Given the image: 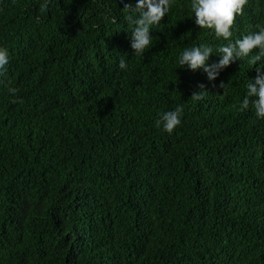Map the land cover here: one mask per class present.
Segmentation results:
<instances>
[{
    "label": "trees",
    "instance_id": "1",
    "mask_svg": "<svg viewBox=\"0 0 264 264\" xmlns=\"http://www.w3.org/2000/svg\"><path fill=\"white\" fill-rule=\"evenodd\" d=\"M41 2L0 0V264H264V119L239 111L257 65L174 67L226 43L191 0H171L143 56L136 0ZM257 25L264 0H248L231 39ZM177 104L170 134L155 120Z\"/></svg>",
    "mask_w": 264,
    "mask_h": 264
},
{
    "label": "clouds",
    "instance_id": "2",
    "mask_svg": "<svg viewBox=\"0 0 264 264\" xmlns=\"http://www.w3.org/2000/svg\"><path fill=\"white\" fill-rule=\"evenodd\" d=\"M51 3L52 0H42L39 5L40 12H47ZM247 3L248 0H191L190 17L194 16L195 24L199 28L214 31L215 35L222 37L226 43L215 48L212 44L205 43L185 47L179 53L178 62L174 67H187L193 70L200 67L208 79L212 80L230 62L247 59L251 65H257L258 74L246 82V94L239 103V111L247 110L251 105L257 119H264V72H260V68L264 67V25H257L258 30L248 31L241 38L231 39L236 16L243 12ZM170 6L171 0H136L134 4H129L134 12L128 17L132 23L130 44L133 53L143 56L145 50L152 45L150 30L153 25L161 22L169 12ZM253 49L256 51L253 52ZM210 54H216L220 58L208 63ZM9 60V49L0 45V79L7 75ZM118 66L122 70L127 69L128 63L123 56L119 58ZM8 92L12 94L13 102L23 103V98L15 95L18 92L17 88L9 87ZM207 92L201 90L193 95L200 100ZM183 115L184 105L177 104L174 108L159 111L155 124L171 134L181 125Z\"/></svg>",
    "mask_w": 264,
    "mask_h": 264
}]
</instances>
